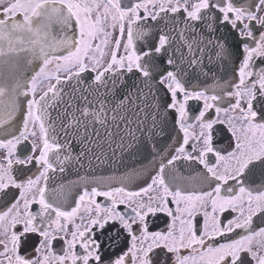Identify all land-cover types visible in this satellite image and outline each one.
Segmentation results:
<instances>
[{"label":"snow or ice","instance_id":"1","mask_svg":"<svg viewBox=\"0 0 264 264\" xmlns=\"http://www.w3.org/2000/svg\"><path fill=\"white\" fill-rule=\"evenodd\" d=\"M0 264H264V0H0Z\"/></svg>","mask_w":264,"mask_h":264},{"label":"water","instance_id":"2","mask_svg":"<svg viewBox=\"0 0 264 264\" xmlns=\"http://www.w3.org/2000/svg\"><path fill=\"white\" fill-rule=\"evenodd\" d=\"M72 178H75V177H74V175H73V177H72Z\"/></svg>","mask_w":264,"mask_h":264}]
</instances>
